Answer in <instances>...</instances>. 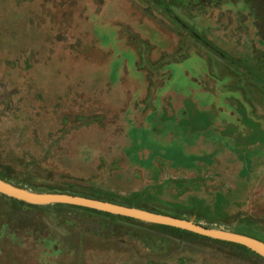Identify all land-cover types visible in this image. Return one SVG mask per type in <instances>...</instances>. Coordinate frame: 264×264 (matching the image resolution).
Here are the masks:
<instances>
[{"label":"rangeland","instance_id":"374dc122","mask_svg":"<svg viewBox=\"0 0 264 264\" xmlns=\"http://www.w3.org/2000/svg\"><path fill=\"white\" fill-rule=\"evenodd\" d=\"M186 73L226 119L244 115L255 126L196 138L201 151L180 166L175 149L156 141L192 147L160 120L166 81L172 74L166 88L177 92ZM226 97L244 112L233 114ZM261 135L264 0H0L7 183L133 200L264 243ZM10 199L0 194V264H256L218 241Z\"/></svg>","mask_w":264,"mask_h":264},{"label":"crops","instance_id":"0c3cea01","mask_svg":"<svg viewBox=\"0 0 264 264\" xmlns=\"http://www.w3.org/2000/svg\"><path fill=\"white\" fill-rule=\"evenodd\" d=\"M171 78L172 74H170L169 79L164 85L165 95L161 99L160 120L175 126L176 130L181 132V136H190L192 138V147L182 139L170 140L168 137L165 138L164 135H162L164 137L163 139L160 140L158 138L156 144L159 142L158 144L160 145L162 141L165 146H172L175 149L174 153L177 154L176 163L178 165L187 166L186 162L188 159L190 160L192 157L197 158V152L201 151V147L197 148L199 145L195 141L196 138L199 137L200 139L212 134L214 138L220 140L224 137H221L219 133L221 135L226 131H232V135L239 133L240 130L244 129L242 123L249 124L248 122L251 121V124L255 126L252 120H248L246 117L244 118V115L242 117L239 116L238 112L242 113L244 111H241L239 101L236 98L226 97L224 103L232 108L233 114L237 113L239 117H235L234 119L232 115L231 120L226 119L223 114L225 109L221 111L224 107L214 103L212 91L196 83L194 77L188 73L182 76L184 79L183 85L179 91L173 93L166 88ZM246 129L250 130V128ZM254 131L255 128L252 127V130L247 135L254 134ZM260 132H262L261 129ZM244 133V131L241 133L242 136ZM227 136H230V134H227ZM260 138L262 139V135ZM259 143H261V140ZM160 151H162V154H159V157L170 159L164 149Z\"/></svg>","mask_w":264,"mask_h":264},{"label":"water","instance_id":"95a60500","mask_svg":"<svg viewBox=\"0 0 264 264\" xmlns=\"http://www.w3.org/2000/svg\"><path fill=\"white\" fill-rule=\"evenodd\" d=\"M0 194L11 199L23 202L33 206L46 205H66L79 207L89 210H94L101 213H106L113 216L128 218L140 221L146 224L158 225L178 229L188 233H192L214 241H220L239 245L251 251L255 255L264 259V243L254 238L207 228L192 221H187L168 215L153 213L146 210L137 209L134 207H126L110 202L89 199L80 196L57 193H34L22 188L13 186L0 179Z\"/></svg>","mask_w":264,"mask_h":264},{"label":"trees","instance_id":"16d2710c","mask_svg":"<svg viewBox=\"0 0 264 264\" xmlns=\"http://www.w3.org/2000/svg\"><path fill=\"white\" fill-rule=\"evenodd\" d=\"M262 141H264V138L262 139ZM259 147L264 149V142L260 143ZM0 179L5 181V182H9L11 180L9 173H7L5 170H1L0 171ZM13 185L17 186V184H13ZM48 193H60V194H69V195H73V196H80V197H86V198H93V199H96V200L110 202V203H114V204H117V205H122V206H126V207H134V208H137V209L146 210V211H150V212L157 213V214L168 215V214H165V213H162V212H158L156 210L148 209L147 207H145L143 205L135 203V201H133V200H127V201L124 200V201L118 202V201H113V200L106 199V198H100V197L94 198V197H92V195H86V194H82V193H78L77 194V193H72V192H69V191H64V190H61V189H52V188H49ZM10 200L13 201V202H17L18 204H21L17 200H13V199H10ZM27 207H29V206H27ZM31 207H34V206H31ZM66 207L82 211L83 213L99 215V216H103L105 218H110L111 220H115V219L125 220V221H128L130 223H137V224H141V225H145V226L147 225V226H150V227H154V228H157V229L168 230V231H171V232H173L175 234H178V235L190 236V237L198 238V239H201V240L210 241L212 243L215 242L214 240L207 239V238H204V237L192 234V233H188V232H185V231H181V230H178V229H173V228H170V227L146 224V223H143V222H140V221H136V220H132V219H128V218H123V217H118V216H113V215H109V214H106V213H101V212H97V211H94V210H89V209H84V208H79V207H73V206H66ZM35 208H38V207H35ZM174 217H177V216H174ZM122 229H124V228L122 227ZM111 232L114 233V230H112ZM119 232H122V231L119 229ZM146 240L148 242L151 241V240H149L147 235H146ZM218 242L221 243V244L233 246V247L237 248L238 250H240L243 253L247 252V253L253 255L257 259L256 260L253 257L256 260V261L253 260L254 263L256 262V264L258 262L261 263V261H262V259L259 256L255 255L254 253H252L251 251L247 250L246 248H244L242 246L234 245V244H230V243H225V242H220V241H218Z\"/></svg>","mask_w":264,"mask_h":264},{"label":"flooded vegetation","instance_id":"af4514ba","mask_svg":"<svg viewBox=\"0 0 264 264\" xmlns=\"http://www.w3.org/2000/svg\"><path fill=\"white\" fill-rule=\"evenodd\" d=\"M200 264H202V263H200Z\"/></svg>","mask_w":264,"mask_h":264}]
</instances>
